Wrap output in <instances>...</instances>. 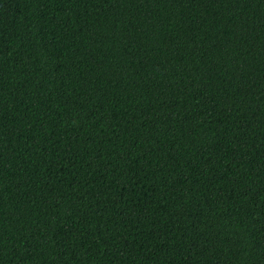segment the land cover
I'll use <instances>...</instances> for the list:
<instances>
[{
	"label": "trees",
	"instance_id": "trees-1",
	"mask_svg": "<svg viewBox=\"0 0 264 264\" xmlns=\"http://www.w3.org/2000/svg\"><path fill=\"white\" fill-rule=\"evenodd\" d=\"M0 264H264V0H0Z\"/></svg>",
	"mask_w": 264,
	"mask_h": 264
}]
</instances>
